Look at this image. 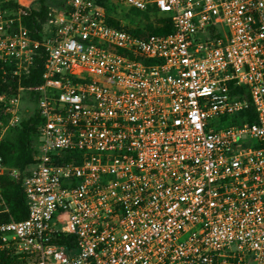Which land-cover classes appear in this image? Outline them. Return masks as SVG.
<instances>
[{"label":"built area","instance_id":"2783aa9c","mask_svg":"<svg viewBox=\"0 0 264 264\" xmlns=\"http://www.w3.org/2000/svg\"><path fill=\"white\" fill-rule=\"evenodd\" d=\"M36 1L0 0L3 74L46 58L41 85L0 94V144L26 93L42 119L33 163L10 170L26 219L0 183V264H264V0H113L171 19L148 38L69 0L41 39Z\"/></svg>","mask_w":264,"mask_h":264},{"label":"trees","instance_id":"16d2710c","mask_svg":"<svg viewBox=\"0 0 264 264\" xmlns=\"http://www.w3.org/2000/svg\"><path fill=\"white\" fill-rule=\"evenodd\" d=\"M99 6L105 8L108 16L115 15L119 20L108 17L109 25L122 28L135 37L148 38L151 36H164L173 32V23L167 16H161L157 12L153 15L148 12H141L129 9L127 13L121 14L119 8L113 0H94ZM38 8L32 9L27 17L24 18V25L30 34L37 39L43 37L44 28L49 21V13L53 9L67 10L68 0H37ZM7 7L3 5V9ZM13 7V4L9 6ZM45 55L42 53L35 61V65L27 75L20 79L3 74L0 67V94H16L19 87L30 88L42 84L44 72ZM7 69V68H5ZM24 99H29L36 106L34 94L26 93ZM230 123L253 122L255 114L252 110L244 111L237 116L226 119ZM42 119L35 107L31 113L22 114L21 123L8 131L0 144V155L7 167L6 174L1 178L0 183L10 210L11 218L21 221L28 216V202L24 194L21 179H14L10 175V170L16 169L24 175L25 170L34 160L37 152V137Z\"/></svg>","mask_w":264,"mask_h":264},{"label":"rangeland","instance_id":"374dc122","mask_svg":"<svg viewBox=\"0 0 264 264\" xmlns=\"http://www.w3.org/2000/svg\"><path fill=\"white\" fill-rule=\"evenodd\" d=\"M35 8H38V4L37 3L35 4ZM127 11H128L127 9H123V8L122 9H119V12L121 14L127 13ZM35 107L36 106L33 103H31L29 99H25L24 100L23 110H24L25 113H31V112H33L34 109H35Z\"/></svg>","mask_w":264,"mask_h":264}]
</instances>
